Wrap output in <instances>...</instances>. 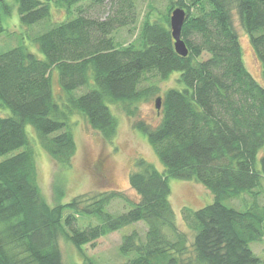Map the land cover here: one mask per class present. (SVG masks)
Returning a JSON list of instances; mask_svg holds the SVG:
<instances>
[{
  "label": "trees",
  "instance_id": "16d2710c",
  "mask_svg": "<svg viewBox=\"0 0 264 264\" xmlns=\"http://www.w3.org/2000/svg\"><path fill=\"white\" fill-rule=\"evenodd\" d=\"M140 1L146 0H0V36L17 7L24 27L44 29L32 41L45 57L25 45L0 53V264H64L61 239L81 252L137 223L146 233L123 237L124 264H262L251 245L264 239V0H165L164 12L152 2L134 40L121 45L115 34L134 31ZM178 8L187 15L186 58L176 53L170 28ZM55 9L68 19L53 21ZM233 11L261 65V82L245 64ZM175 73L184 88L163 94L159 124L136 123L165 167L136 161L129 185L138 201L109 191L50 205L27 126L67 170L77 154L74 114L112 144L118 121L109 105L122 104L133 117L140 102L160 93L153 81ZM170 179L196 182L215 199L182 212L187 231L171 204ZM58 185L59 179L61 196ZM246 196L254 203L245 211L225 204ZM116 202L122 211H111ZM85 264L95 263L85 257Z\"/></svg>",
  "mask_w": 264,
  "mask_h": 264
},
{
  "label": "rangeland",
  "instance_id": "374dc122",
  "mask_svg": "<svg viewBox=\"0 0 264 264\" xmlns=\"http://www.w3.org/2000/svg\"><path fill=\"white\" fill-rule=\"evenodd\" d=\"M154 3L158 11L164 12L167 7L165 0H146L139 2V17L134 27V31L130 28H123L116 32L115 37L119 44L127 45L132 42L138 33L145 13L148 10V4ZM12 4V3H11ZM85 4V6H87ZM89 9V8H88ZM97 8H92L87 12L91 16H96ZM106 13L103 18H106ZM64 11L54 10L53 21L59 22L65 19ZM66 17L65 20H67ZM233 25L239 35L245 64L254 78L261 82L262 68L257 60L250 39L244 31L238 14L233 11ZM9 24H4L6 32L0 36V53L6 52L20 45H25L38 58L45 59L36 48L32 39L42 33L44 29L37 30L34 27H24L20 22L18 8L16 7L13 17L9 19ZM64 20V21H65ZM53 73V88L57 101L58 98L64 97V93L60 89L58 71ZM179 74H173L168 80H154L156 86L160 89V93L148 100L142 101L137 105L135 116L131 117L125 111L122 104L109 105L112 114L118 121V130L112 144H107L100 134L93 131L86 121L79 114H74L71 119L73 134L77 143V154L74 158L71 168L61 171L51 160L49 155L42 149L37 138L35 130L31 126H27L26 130L31 140L32 147L36 154L37 167L39 172V183L45 198L50 205L55 206L59 203L64 204L70 202L80 195H96L102 192L121 191L130 200L138 201L139 197L130 188L129 178L134 170L137 160L144 159L154 165L160 172L165 171V167L159 160L154 150L148 143L147 137L136 129L138 121H144L153 125H158L160 115L156 109L155 102L158 98L169 89H183V85L179 83ZM75 92L74 95L79 96L84 93ZM62 105V104H61ZM10 115L9 111H5ZM102 162L101 170L98 163ZM59 179V187L64 193L61 196L55 195L56 181ZM171 188V204L176 213L178 223L183 230L186 225L183 222L182 212L185 209L197 211L207 205L212 204L215 199L213 194L204 186L196 182H184L182 180L170 179ZM260 204L264 205V180L263 194L260 197ZM254 203L253 198L245 197V200H232L225 202L229 207L239 211H245ZM124 204L116 202L112 208V212L122 211ZM122 213V212H121ZM137 231L141 236L146 233V227L143 223L133 224L116 233H113L100 241L95 246H86L82 251H78L73 245L61 239L60 247L63 254L64 264H85V257L91 259L95 264H124L127 258L120 254V245L123 237ZM187 231V230H186ZM254 254L264 264V239L258 243L251 245Z\"/></svg>",
  "mask_w": 264,
  "mask_h": 264
},
{
  "label": "water",
  "instance_id": "95a60500",
  "mask_svg": "<svg viewBox=\"0 0 264 264\" xmlns=\"http://www.w3.org/2000/svg\"><path fill=\"white\" fill-rule=\"evenodd\" d=\"M187 15L185 10L183 9H175L170 14V28L172 32V37L174 40V47L176 50V53L181 56L182 58H186L188 56V48L186 46V43L182 39V29L185 24ZM156 109L159 112L162 107V99L161 97L158 98L155 102Z\"/></svg>",
  "mask_w": 264,
  "mask_h": 264
}]
</instances>
